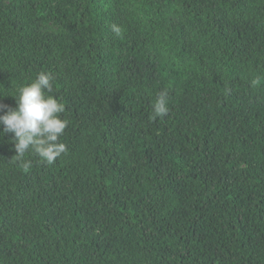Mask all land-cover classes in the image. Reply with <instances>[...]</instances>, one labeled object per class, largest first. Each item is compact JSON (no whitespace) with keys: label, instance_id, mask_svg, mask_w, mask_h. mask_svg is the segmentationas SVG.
<instances>
[{"label":"trees","instance_id":"1","mask_svg":"<svg viewBox=\"0 0 264 264\" xmlns=\"http://www.w3.org/2000/svg\"><path fill=\"white\" fill-rule=\"evenodd\" d=\"M41 72L67 151L0 137V264H264V0H0V103Z\"/></svg>","mask_w":264,"mask_h":264},{"label":"clouds","instance_id":"2","mask_svg":"<svg viewBox=\"0 0 264 264\" xmlns=\"http://www.w3.org/2000/svg\"><path fill=\"white\" fill-rule=\"evenodd\" d=\"M111 27L115 34L121 33L119 26L113 24ZM53 79L52 74L41 72L10 95L15 99V107L0 103V137L12 134L16 152L14 157L18 161L23 159L25 153L32 152L51 165L67 151L66 145L59 141L68 125V120L61 118L65 106L54 96L46 95L51 91ZM167 95L166 91L157 95L150 119L168 115ZM21 166L27 170L31 161H24Z\"/></svg>","mask_w":264,"mask_h":264}]
</instances>
